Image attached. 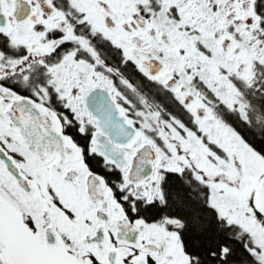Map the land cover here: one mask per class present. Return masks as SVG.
<instances>
[{
  "label": "flooded vegetation",
  "instance_id": "obj_1",
  "mask_svg": "<svg viewBox=\"0 0 264 264\" xmlns=\"http://www.w3.org/2000/svg\"><path fill=\"white\" fill-rule=\"evenodd\" d=\"M22 99L49 109L80 158L29 151L9 116ZM104 139L124 166L98 151ZM0 145L32 187L0 168L22 211L11 204L82 264L107 262L97 232L125 264H195L175 179L263 264L264 170L239 157L264 162V0H0ZM90 174L106 182L91 196Z\"/></svg>",
  "mask_w": 264,
  "mask_h": 264
},
{
  "label": "water",
  "instance_id": "obj_2",
  "mask_svg": "<svg viewBox=\"0 0 264 264\" xmlns=\"http://www.w3.org/2000/svg\"><path fill=\"white\" fill-rule=\"evenodd\" d=\"M11 125L14 126L22 141L29 151L37 158H42V153L49 157H57L58 160L66 162L80 158L79 148L62 132V125L56 120L47 108H40L33 100L22 99L9 109ZM126 129L124 123L120 124ZM131 137L134 130H129ZM115 141V139H112ZM122 142L124 141H118ZM98 151L120 166L125 165L123 151L118 149L107 139L97 147ZM146 150L138 154V159L131 167L129 180L140 164H146ZM152 165V164H151ZM0 168L12 180L15 187L24 193H31L32 187L28 179L22 173L20 167L6 150L0 145ZM88 193L103 190L106 183L94 174L89 175ZM99 181L100 184L97 183ZM104 233L97 232L94 239L100 241L102 251L106 255V264H125L121 258V251L110 248ZM129 234L126 229H119L117 236L123 242L135 244L128 241L124 235ZM132 234V233H130ZM0 264H82L75 256L70 254L55 231H48L45 242L37 240L34 232L24 222L22 215L7 200L0 196Z\"/></svg>",
  "mask_w": 264,
  "mask_h": 264
},
{
  "label": "trees",
  "instance_id": "obj_3",
  "mask_svg": "<svg viewBox=\"0 0 264 264\" xmlns=\"http://www.w3.org/2000/svg\"><path fill=\"white\" fill-rule=\"evenodd\" d=\"M175 180L170 194L172 210L185 221L183 241L195 264H259L246 249L245 234L232 227L228 231L190 188Z\"/></svg>",
  "mask_w": 264,
  "mask_h": 264
},
{
  "label": "rangeland",
  "instance_id": "obj_4",
  "mask_svg": "<svg viewBox=\"0 0 264 264\" xmlns=\"http://www.w3.org/2000/svg\"><path fill=\"white\" fill-rule=\"evenodd\" d=\"M239 159L241 162V166L244 165V168L243 167L242 168H243V170H245V172L247 170H253V169H256L258 171L264 170V162L260 158H258L257 156L253 155L252 153H244V154L240 155ZM227 164H231V166L234 168V170H236L235 165L233 163H227ZM11 194L12 193L10 191L9 186L3 182V180L0 176V195L5 200H7L9 203H12L15 207H18L19 210L22 211L20 205L14 200V198ZM259 254H260V259L264 264V249H263V251L259 252Z\"/></svg>",
  "mask_w": 264,
  "mask_h": 264
},
{
  "label": "bare ground",
  "instance_id": "obj_5",
  "mask_svg": "<svg viewBox=\"0 0 264 264\" xmlns=\"http://www.w3.org/2000/svg\"><path fill=\"white\" fill-rule=\"evenodd\" d=\"M106 183V182H105Z\"/></svg>",
  "mask_w": 264,
  "mask_h": 264
}]
</instances>
